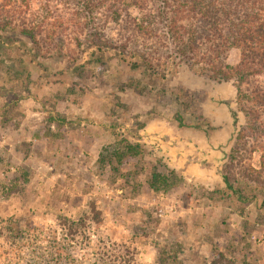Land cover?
Here are the masks:
<instances>
[{
    "label": "rangeland",
    "instance_id": "rangeland-1",
    "mask_svg": "<svg viewBox=\"0 0 264 264\" xmlns=\"http://www.w3.org/2000/svg\"><path fill=\"white\" fill-rule=\"evenodd\" d=\"M20 5L15 24L36 25L37 39L0 30L11 38L0 48V228L34 221L61 238L60 216L95 204L92 240L136 242L138 261L166 247L177 264H264L261 152L237 142L246 119L234 83L196 74L131 16L86 19L72 0ZM239 59L232 49L228 63ZM130 143L140 151L127 157Z\"/></svg>",
    "mask_w": 264,
    "mask_h": 264
},
{
    "label": "trees",
    "instance_id": "trees-1",
    "mask_svg": "<svg viewBox=\"0 0 264 264\" xmlns=\"http://www.w3.org/2000/svg\"><path fill=\"white\" fill-rule=\"evenodd\" d=\"M30 1L33 0H0V30H21V34L36 40V25L26 20L15 24L20 19V4ZM72 1H77L86 19L100 9H106L115 22L131 16L137 30L148 37L164 34L161 37L171 43L176 55L196 74L220 83L233 82L239 110L246 119L237 142L254 140L261 152L259 173L264 175V0ZM132 11L138 13L137 17ZM5 39L11 40L9 35L0 33V48ZM232 49L240 52L235 65L228 63ZM126 147L127 157L140 151L137 144ZM224 178L238 197L250 201L244 192L233 187L230 176ZM60 221L63 233L57 238L55 233L47 235L42 224L7 219L0 228V235L5 234L6 240L0 264H84L79 251L85 248L93 250L89 264H177L179 259L164 247L154 262L144 263L137 259L136 242H113L104 235L92 240L94 228L102 221V211L95 204L77 220L60 216Z\"/></svg>",
    "mask_w": 264,
    "mask_h": 264
}]
</instances>
